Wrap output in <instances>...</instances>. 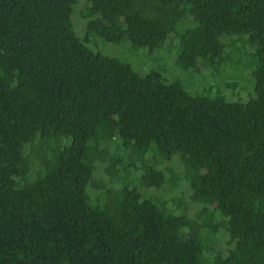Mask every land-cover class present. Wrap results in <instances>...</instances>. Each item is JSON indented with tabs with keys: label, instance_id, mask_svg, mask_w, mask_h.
Segmentation results:
<instances>
[{
	"label": "trees",
	"instance_id": "16d2710c",
	"mask_svg": "<svg viewBox=\"0 0 264 264\" xmlns=\"http://www.w3.org/2000/svg\"><path fill=\"white\" fill-rule=\"evenodd\" d=\"M91 40L232 73L191 95ZM0 264H264V0H0Z\"/></svg>",
	"mask_w": 264,
	"mask_h": 264
},
{
	"label": "rangeland",
	"instance_id": "374dc122",
	"mask_svg": "<svg viewBox=\"0 0 264 264\" xmlns=\"http://www.w3.org/2000/svg\"><path fill=\"white\" fill-rule=\"evenodd\" d=\"M84 6H85L84 3L81 2L74 9L72 16V22L75 33L80 38H83L85 35L86 20H84L81 17V10ZM91 43L93 44L94 47L91 49H93L94 51H97L103 54L104 56L118 59L121 62L128 64L136 73H138L141 76H144L152 71H156L159 72L163 77V79H165L166 81L171 82L172 80L178 79L184 86L185 90L191 95L205 94L206 92L204 91L208 90L210 84H213L212 83L213 81L219 82L223 78V74L232 73V69L228 65L221 67L218 71H213V72L211 70L182 71L176 64L175 53L169 52L166 49H154L152 51L148 49H134L128 41H124L116 45L104 43L103 41L101 42L100 40H98L97 43L95 40H91ZM242 51H243V46L239 44L235 45V51H233L234 61L235 60L239 61V58L241 60H244L243 57L244 53H242ZM238 52L240 54H238ZM245 77L248 78V75H246ZM253 87H254V81L252 79V89ZM245 88L246 87H245V83L243 82V78L242 76H240L239 82L238 84H236L234 88L235 92L233 94L232 92H228L227 96L235 95L234 100L245 102L249 100L248 98L249 90H247L248 92L241 91L242 89ZM213 91L215 90L213 89ZM254 95L255 94L253 90V97ZM106 166H107L106 164H99L97 166L95 179H97L98 181L106 180V176L104 174V169ZM181 168H182L181 162L177 160L165 162L160 166V169L163 172H165L167 178L170 177L171 172L177 175L180 174L182 171ZM133 174L135 177H139L140 175L139 172H133ZM177 186L178 188H176L174 191H171L172 192L171 194H180L182 198L186 200V205L188 207L190 214H193V212L196 210V206L192 205L189 201V193H190L189 187L183 181H179L177 183ZM166 188L168 189V187ZM88 191L92 198L96 195V192L92 190V188H89ZM168 205L171 206L170 202ZM226 240H227L226 237L219 238V240L217 241L216 248L224 249L227 243Z\"/></svg>",
	"mask_w": 264,
	"mask_h": 264
}]
</instances>
